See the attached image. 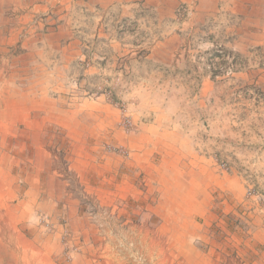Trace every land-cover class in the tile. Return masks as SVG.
I'll list each match as a JSON object with an SVG mask.
<instances>
[{"label": "crops", "instance_id": "crops-1", "mask_svg": "<svg viewBox=\"0 0 264 264\" xmlns=\"http://www.w3.org/2000/svg\"><path fill=\"white\" fill-rule=\"evenodd\" d=\"M194 2L198 5L188 23L179 12ZM126 22L132 29L123 28ZM132 33L153 38L144 47L137 39L131 46L141 49L133 50L135 54L144 53L141 63L166 70L164 83L175 82L171 71L186 68L196 55L207 58L219 48L239 53L264 49V0H0V264H27L28 251L37 254L38 244L42 252L38 214L45 208L46 194L52 208L59 198L69 196L52 184L69 177L66 172L72 169L81 179L79 190L92 188L105 204L129 200L143 213L152 210L159 218L157 229L169 238L178 232L175 238L181 246L196 243V255H201L198 244H212L218 175L203 158L184 152L179 141L164 142L159 135L179 131L173 124L175 98L164 92L155 105L141 103L159 123H140V133L129 140L134 156L125 168L110 161L96 163L98 139L118 135L120 114L103 95L90 96L91 80L114 57L119 62L122 41ZM206 71L199 81L202 86L215 81ZM80 88H85L83 93ZM167 98L163 109L158 102ZM91 118L99 120L95 140L87 136L76 141L77 132H91ZM158 154L165 157L157 165ZM94 166L100 168L97 174L90 173ZM89 177L102 187L93 188ZM156 226L147 223L149 229ZM258 230L264 232V227ZM247 240L248 264H264V251L257 249L264 240Z\"/></svg>", "mask_w": 264, "mask_h": 264}, {"label": "rangeland", "instance_id": "rangeland-1", "mask_svg": "<svg viewBox=\"0 0 264 264\" xmlns=\"http://www.w3.org/2000/svg\"><path fill=\"white\" fill-rule=\"evenodd\" d=\"M197 5L191 3L188 23L193 20ZM123 28L132 29V25L126 22ZM127 35L122 41L124 51L119 62L116 64L114 57L115 61L102 67V73L94 74L91 80L94 87L90 96L103 95L120 114L118 135L108 133L98 139L100 145L94 151L96 163L110 161L125 168L134 156L129 140L140 133V125L159 123V117L149 116L150 109L147 107L144 111L141 103L145 101L146 105L150 101L155 105L156 98L164 92L169 98H175L177 117L173 118V124L179 131L173 134L161 131L159 135L164 142L179 141L184 152L203 158L204 165L218 175L213 187L217 190L212 202L217 218L211 229L212 244H198L201 255H196V243L181 246L175 238L178 232L169 238V233L165 235L164 230L157 229L159 218L152 210L143 213L129 200L105 204L96 199L98 195L92 193V188V192L85 191L83 185L84 191L79 190L81 179L72 169L66 172L69 177L59 178L52 184L61 193L68 191L69 196L59 198V205H53L54 208L47 204L51 197L45 196V208L38 214L39 228L43 226L39 241L43 244L42 252L39 244L37 254L29 250L27 264H248L245 254H250L251 243L247 239L264 240V232L258 230L264 227V49L239 53L233 48H219L217 54L207 58L196 55L186 68L171 71L175 82L164 83L162 76L166 70L148 68L143 64L144 59L139 58L144 53L132 52L141 50L131 47L135 46V39L144 47L153 38ZM206 68L215 81L202 86L199 81L206 75ZM167 75L170 76V71ZM139 89H142L141 95L137 94ZM84 90L79 89L80 93ZM169 98L158 102L163 109ZM134 114L140 115V120ZM124 115L129 116L134 131L127 132L121 126ZM98 121L91 118L92 127H88L91 132H77L76 141L87 136L95 140L94 126ZM59 139L62 145V134ZM64 145L67 150V143ZM109 145L122 147L127 154L111 153ZM164 157L158 154L155 163H162ZM63 162L59 163L62 171ZM93 168L91 174L100 171L97 166ZM90 177L87 181H91L93 188L102 187ZM155 199L154 195L151 204ZM147 223L157 226L149 229ZM257 249L264 251V246ZM211 256L216 263L211 262Z\"/></svg>", "mask_w": 264, "mask_h": 264}, {"label": "built area", "instance_id": "built-area-1", "mask_svg": "<svg viewBox=\"0 0 264 264\" xmlns=\"http://www.w3.org/2000/svg\"><path fill=\"white\" fill-rule=\"evenodd\" d=\"M182 16H184L185 18H189L191 15H192V7L191 6H188V7H184L181 12H179ZM121 126L124 128L125 131L127 132H132L135 130V126L134 124L132 123V121L130 120L129 116H125L123 117V120L121 122ZM108 150L111 152V153H115V154H121V155H124V154H127V151L124 150L122 147H119V146H111L109 145L108 146ZM248 195H252L251 191L248 192Z\"/></svg>", "mask_w": 264, "mask_h": 264}]
</instances>
